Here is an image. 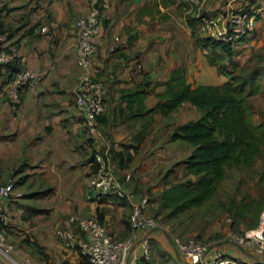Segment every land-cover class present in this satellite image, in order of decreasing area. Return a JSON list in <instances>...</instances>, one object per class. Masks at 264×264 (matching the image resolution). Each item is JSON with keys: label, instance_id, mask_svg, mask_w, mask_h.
Instances as JSON below:
<instances>
[{"label": "crops", "instance_id": "obj_1", "mask_svg": "<svg viewBox=\"0 0 264 264\" xmlns=\"http://www.w3.org/2000/svg\"><path fill=\"white\" fill-rule=\"evenodd\" d=\"M89 3L9 0L0 14V33L19 44L23 67L43 74L39 85L24 87L22 103L13 109L5 98L8 76L5 68L0 70V184L12 181L23 194L3 201L0 209L9 238L38 264L82 261V255L66 248L56 235L59 229H76L68 224L72 216L100 213L117 239L131 234L127 202L86 200L94 151L108 155L127 191L136 195H160L167 184L177 182L173 168L182 167L177 164L186 161L192 149L184 141H172L171 135L176 127L193 121L197 108L185 103L167 116L159 111L146 114L164 100L166 84L177 71L197 88L226 83L228 73L219 68L228 65V72L235 73L237 59L248 64L260 60L264 66V0H208L199 11L182 0H111L90 68L91 75L105 83V113L99 118L100 136L90 140L74 93L83 74L75 58L80 43L77 20L88 12ZM218 11L257 16L256 31L234 46L231 56L210 46L206 55L200 42L204 36L193 23L198 13ZM44 20L49 23L46 33L40 31ZM138 62L144 66L140 81L135 77ZM255 70L264 73V68ZM260 109L264 111V104ZM152 205L150 198V212ZM233 227L231 221L213 232L223 255L235 264H264V257L232 243ZM165 231L160 225L148 232L153 244L155 240L160 245H154L155 256L148 264H187ZM159 249L169 255L157 258ZM0 264L8 263L0 258Z\"/></svg>", "mask_w": 264, "mask_h": 264}, {"label": "built area", "instance_id": "obj_2", "mask_svg": "<svg viewBox=\"0 0 264 264\" xmlns=\"http://www.w3.org/2000/svg\"><path fill=\"white\" fill-rule=\"evenodd\" d=\"M208 0H182L191 9L199 11ZM9 0H0V11H5ZM111 0H90L89 9L77 20V30L80 43L76 49V65L82 71L80 81L75 88L77 109L84 118L87 138L96 140L100 136L99 118L105 113V83L97 80L90 73L93 57L96 52V42L103 25L108 18L107 12ZM198 31L201 35L214 41L236 46L244 38L257 29V16L253 12L227 13L218 11L214 15L198 13L196 15ZM48 31V26L41 28L42 33ZM20 47L6 34L0 33V67L5 68L8 87L5 98L11 108H17L22 103L24 87L37 86L41 83L43 74L36 70L23 67ZM18 63L16 73L6 68ZM20 66V67H19ZM136 78L140 81L144 72L141 62L136 64ZM94 167L89 178L86 200L101 203L106 200H119L130 205L131 234L124 240H119L103 225L99 216H72L69 224H77L82 236L70 230L59 229L56 233L66 248L77 250L88 258L89 264H144L153 255L152 237L148 232L158 229V220L149 214L150 200L148 196L136 195L127 191L111 163L107 154H94ZM130 177L127 176L126 181ZM12 181L0 184V205L3 201L20 198ZM170 234V233H169ZM172 243L182 259L187 264H235L223 255V252L213 244L199 239H182L170 234ZM233 244L244 251H252L257 258L264 257V215L257 228L247 230L242 235L231 236ZM0 258L8 264H38L32 258L23 255L9 240L4 227V217L0 209Z\"/></svg>", "mask_w": 264, "mask_h": 264}, {"label": "trees", "instance_id": "obj_3", "mask_svg": "<svg viewBox=\"0 0 264 264\" xmlns=\"http://www.w3.org/2000/svg\"><path fill=\"white\" fill-rule=\"evenodd\" d=\"M3 12L0 11V14ZM193 23L197 25L196 20ZM44 25L49 29V23L46 20H44ZM200 42L206 46L207 50H209V46L220 47L228 56L232 55L233 45H226L206 37L200 38ZM212 55L211 62L214 64L216 60L212 58ZM17 64L9 65L6 68L7 73L11 70L16 73L18 71ZM2 69L4 68L0 67V70ZM219 71L228 73L229 80L226 83L220 86H199L197 88H192L187 84L182 72L177 71L171 81L166 84L167 91L164 94V100H160L155 108L146 111V114L159 111L167 116L177 111L183 104L189 103L204 112L199 120L176 127L171 135L172 141H184L191 146L192 151L186 161L177 164L185 166V180L167 184V188L160 194L158 200L160 205L156 216L149 209V214L157 220L162 210L168 211L165 214V219H173L181 217L194 208L203 206L216 195L218 185L224 181L226 168L230 164H236L240 169H244L247 166L255 165L257 157L261 156L262 158L263 156L264 111H260L263 114V120L256 124L254 118L256 107L251 99L259 94H264V88L262 87L259 91V85L256 83L258 79H262L264 73L259 70L253 71L250 75L230 73L225 65H221ZM6 78H10V76ZM95 153L98 151H94L92 161H94ZM171 172L172 170L167 175ZM189 176L194 179H188ZM246 199H249L248 202ZM263 211L264 196H256L253 199L243 197L239 204L231 202V206L226 209L225 214L232 220L233 229L244 234L247 230L259 226ZM98 216L100 222L105 225L103 214L98 213ZM69 225L76 229L74 231L72 229L64 230H70L82 236V231L77 224ZM129 225L131 228L130 217ZM105 227L107 228L106 225ZM224 256L227 257V254ZM78 264H89L88 258L82 255V261Z\"/></svg>", "mask_w": 264, "mask_h": 264}, {"label": "rangeland", "instance_id": "obj_4", "mask_svg": "<svg viewBox=\"0 0 264 264\" xmlns=\"http://www.w3.org/2000/svg\"><path fill=\"white\" fill-rule=\"evenodd\" d=\"M206 51V50H205ZM208 50L206 51V55H208ZM236 64L238 66L237 72L241 75H250L251 71L255 67L259 68H264L262 65V62L256 61L255 59L250 62L249 64L246 63L245 61L238 60L236 61ZM226 69L229 70V66L225 65ZM244 68L243 70H248V72H243L241 69ZM241 71V72H240ZM229 79V78H228ZM192 82V80H190ZM202 83V82H199ZM260 88H264V76L260 80L256 82ZM255 98V97H254ZM255 103H252L255 105L257 103L258 108L256 107L255 111V123L258 124L260 123L262 119V113L260 112L261 109L260 107H263L264 104V95L259 94L256 99ZM188 104V103H186ZM197 110V116H191L193 118V121L199 120L203 115L204 112L200 109ZM174 118V117H173ZM182 143V142H181ZM185 146H188L185 143H182ZM191 148V147H189ZM192 149V148H191ZM262 151H263V156L261 158L257 157L258 160L256 161L255 165L252 167L247 166L244 169H240L239 166L236 164H230L229 167L226 168V177L224 181H222L217 188L216 195L207 201L203 206L194 208L188 212H186L184 215L178 218H173V219H165V214L168 213L166 210H162L160 215H158V223L159 226L161 225L162 228L166 229L165 232L176 236L181 237L182 239H194L198 238L199 240H202L206 243L209 244H217V241L219 238L214 236L213 232L215 230V227L217 225H220L222 229L226 227V224L229 225L230 222L232 221L227 214H225L226 209L231 206V202H235L236 204H239L241 199L243 197L246 198H252L256 196H264V146H262ZM184 155L185 153L182 152ZM191 152H188L187 155L190 156ZM188 159V158H187ZM175 169L174 173V178L173 181H178V180H184L185 177V172L183 166L182 167H177L173 168ZM180 177V179H179ZM263 180V181H262ZM21 194V197L23 194L19 191H16ZM150 195L151 198V203L153 204L151 207V213L155 214L159 210V203H158V197L160 196L159 194H148ZM20 197V198H21ZM17 198V199H20ZM149 198V196H148ZM149 198V200H150ZM249 199H246V202H248ZM264 215V211L261 214V217ZM260 217V221H261ZM6 230V229H5ZM234 234L237 235H242V232L240 231H233ZM6 234L8 236V232L6 231ZM209 236V240H205L206 235ZM233 235V234H232ZM170 236V235H169ZM9 238V236H8ZM170 237H168L169 239ZM171 239V238H170ZM169 239V241H170ZM9 240L15 245L17 249L22 252V249L17 246L10 238ZM156 247H160L159 243L154 240V245ZM216 246V245H215ZM160 250V249H159ZM160 253H157V258L163 257L165 258L168 253L165 251L160 250ZM155 255H153L154 258ZM151 258V259H153ZM168 258V257H167ZM169 261V258H168ZM173 262V261H172Z\"/></svg>", "mask_w": 264, "mask_h": 264}]
</instances>
